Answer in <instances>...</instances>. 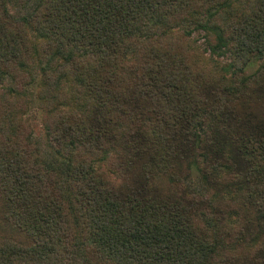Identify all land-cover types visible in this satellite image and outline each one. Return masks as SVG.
<instances>
[{"label":"trees","instance_id":"16d2710c","mask_svg":"<svg viewBox=\"0 0 264 264\" xmlns=\"http://www.w3.org/2000/svg\"><path fill=\"white\" fill-rule=\"evenodd\" d=\"M0 264H264V0H0Z\"/></svg>","mask_w":264,"mask_h":264},{"label":"rangeland","instance_id":"374dc122","mask_svg":"<svg viewBox=\"0 0 264 264\" xmlns=\"http://www.w3.org/2000/svg\"><path fill=\"white\" fill-rule=\"evenodd\" d=\"M256 67H257V65H254L253 67L249 68V69H248L249 74H251L252 72H254L255 69H256ZM32 111L37 112V113L39 112V111L37 110L35 104H34V106H33V108H32ZM38 114H39V113H38Z\"/></svg>","mask_w":264,"mask_h":264}]
</instances>
